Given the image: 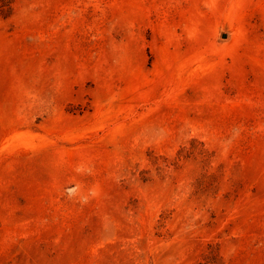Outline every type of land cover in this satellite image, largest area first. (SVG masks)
Here are the masks:
<instances>
[{"label": "rangeland", "instance_id": "rangeland-1", "mask_svg": "<svg viewBox=\"0 0 264 264\" xmlns=\"http://www.w3.org/2000/svg\"><path fill=\"white\" fill-rule=\"evenodd\" d=\"M0 264H264V0H0Z\"/></svg>", "mask_w": 264, "mask_h": 264}]
</instances>
